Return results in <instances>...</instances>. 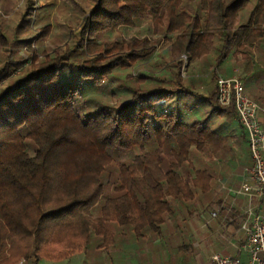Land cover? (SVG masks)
Returning a JSON list of instances; mask_svg holds the SVG:
<instances>
[{"label":"trees","instance_id":"obj_1","mask_svg":"<svg viewBox=\"0 0 264 264\" xmlns=\"http://www.w3.org/2000/svg\"><path fill=\"white\" fill-rule=\"evenodd\" d=\"M74 2L67 31H79L42 58L18 56L0 23V264L61 261L96 240L111 246L112 225L137 239L160 235L174 204L209 194L214 178L192 158L226 148L235 108L220 106L217 86L198 95L181 62L173 79L142 74L134 87L130 71L148 64L169 35L173 59L196 62L216 49L215 65L264 42V0H197V8L184 0ZM146 21L154 42L103 38ZM21 43L29 49L32 39ZM215 118L223 123L213 127Z\"/></svg>","mask_w":264,"mask_h":264},{"label":"rangeland","instance_id":"obj_2","mask_svg":"<svg viewBox=\"0 0 264 264\" xmlns=\"http://www.w3.org/2000/svg\"><path fill=\"white\" fill-rule=\"evenodd\" d=\"M184 1L198 7L197 0ZM74 3V0H0V23L4 27L5 36L14 43L12 50L16 49L21 57L36 53L42 58V50L53 54L57 49L64 48L71 41V33H77L80 29L72 30L71 33L67 31L69 25H75ZM25 14L28 16L24 18ZM151 26L146 21L134 28H120L103 38L110 42L131 38H146L154 42L159 36ZM46 27L49 28L45 35L42 29ZM27 39H32L29 49L21 45ZM174 39L173 35H169L167 40L162 39L148 64L131 69L133 78L127 84L136 86L142 74L171 80L177 72L175 64L181 62L182 78L190 81L189 86L201 97H209L215 92L219 77L237 76L246 91L248 88L258 103H261L260 100L264 103V93L259 88L264 86V42L238 55H233V49L226 60L215 65L218 56L216 49L209 57L196 62H191L189 55L173 59L170 49ZM4 58L3 50L0 49V67L4 65ZM120 77L124 79L125 75ZM155 84L152 81L148 86L154 87ZM220 123L223 121L215 118L212 125L216 127ZM231 123L226 124L228 143L221 153L215 154L210 148L205 154H196L192 158L197 169H207L214 178L209 194L199 192L191 203L174 204L175 211L166 217L160 235L148 234L143 239H137L128 230H120L112 225L111 231L118 239L116 243L99 248L100 241H93L92 246L85 251V260L93 264H211L216 254L237 255L236 250L242 238L240 225L248 208L242 187L250 185L247 170L251 163L247 145L241 144L239 140L242 129L235 120ZM111 191L112 188H109L103 199L90 211L92 217L97 216ZM215 212H218L217 218L212 217ZM82 258L76 254L71 259L61 261L42 259L38 264H78ZM240 258L246 264L250 261L249 255H241ZM19 264L28 262L23 260Z\"/></svg>","mask_w":264,"mask_h":264},{"label":"built area","instance_id":"obj_3","mask_svg":"<svg viewBox=\"0 0 264 264\" xmlns=\"http://www.w3.org/2000/svg\"><path fill=\"white\" fill-rule=\"evenodd\" d=\"M218 102L223 108L234 107L236 120L247 135L251 155V166L247 170L249 186H243L247 197V210L240 225V239L237 255L216 254L211 264H246L241 255H249L247 264H264V131L261 115L264 105L248 95L242 80L219 77L217 79ZM239 193V194H241ZM218 212L212 214L217 218Z\"/></svg>","mask_w":264,"mask_h":264},{"label":"crops","instance_id":"obj_4","mask_svg":"<svg viewBox=\"0 0 264 264\" xmlns=\"http://www.w3.org/2000/svg\"><path fill=\"white\" fill-rule=\"evenodd\" d=\"M264 85V84H263ZM246 88V87H245ZM260 88V92H262V93H264V86L263 87H259ZM247 93H248V95H250V93H251V91L250 90H248V88H247ZM252 94V93H251ZM251 96V95H250ZM252 98H253V96H251ZM261 101V103L260 104H262V105H264V103H263V101L262 100H260ZM261 122H262V129H263V131H264V115H261ZM248 147V146H247ZM248 152H249V148H248ZM249 162L251 163V155H250V160H249ZM76 254H79V256H83V258H82V261H80V263H78V264H93V263H88V261H86L85 259H86V254H85V251H83V252H79V253H76ZM76 254H74V255H72L71 257H69L68 259H71V258H73ZM95 264V263H94Z\"/></svg>","mask_w":264,"mask_h":264}]
</instances>
